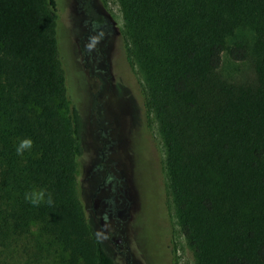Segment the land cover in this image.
Here are the masks:
<instances>
[{"label": "trees", "instance_id": "trees-1", "mask_svg": "<svg viewBox=\"0 0 264 264\" xmlns=\"http://www.w3.org/2000/svg\"><path fill=\"white\" fill-rule=\"evenodd\" d=\"M197 264H264V0H118ZM54 0H0V264H117L77 195L85 122ZM250 61L252 82L221 74ZM33 146L17 153L21 141ZM43 190L34 206L26 193ZM48 194L52 203H47Z\"/></svg>", "mask_w": 264, "mask_h": 264}, {"label": "rangeland", "instance_id": "rangeland-1", "mask_svg": "<svg viewBox=\"0 0 264 264\" xmlns=\"http://www.w3.org/2000/svg\"><path fill=\"white\" fill-rule=\"evenodd\" d=\"M54 1L67 94L85 122L76 178L87 219L117 264H197L179 225L166 149L155 114L144 105L139 68L130 63L124 74L134 95L108 81L106 66L86 54L83 0ZM99 1L124 33L118 0ZM221 74L234 82L255 79L250 61L234 62L226 53Z\"/></svg>", "mask_w": 264, "mask_h": 264}, {"label": "flooded vegetation", "instance_id": "flooded-vegetation-1", "mask_svg": "<svg viewBox=\"0 0 264 264\" xmlns=\"http://www.w3.org/2000/svg\"><path fill=\"white\" fill-rule=\"evenodd\" d=\"M96 1H79L80 11L84 16L83 20L80 21L81 27L88 31L83 37V39L88 40L86 54L87 56L91 55L92 61L96 59L106 66L102 72L107 74L108 81L113 78L115 84L122 85V91L130 94L133 89L124 75L130 69V62L123 33L116 26L110 14L99 8L100 1L97 2L99 4H95ZM95 67L97 68L98 64H95ZM132 94L134 95L133 92Z\"/></svg>", "mask_w": 264, "mask_h": 264}, {"label": "clouds", "instance_id": "clouds-1", "mask_svg": "<svg viewBox=\"0 0 264 264\" xmlns=\"http://www.w3.org/2000/svg\"><path fill=\"white\" fill-rule=\"evenodd\" d=\"M33 146L31 139H24L21 141L19 147L17 148V153L20 154L24 149H30ZM25 199L34 206H39L41 203L45 202V192L43 190L33 191L31 193L25 194ZM47 203L51 204V196L48 194Z\"/></svg>", "mask_w": 264, "mask_h": 264}]
</instances>
